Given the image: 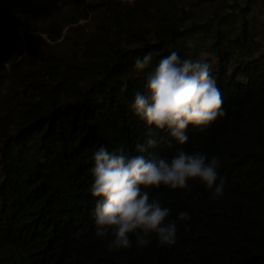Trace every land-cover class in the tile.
I'll return each mask as SVG.
<instances>
[{"label":"trees","instance_id":"1","mask_svg":"<svg viewBox=\"0 0 264 264\" xmlns=\"http://www.w3.org/2000/svg\"><path fill=\"white\" fill-rule=\"evenodd\" d=\"M64 1L82 5L83 17L104 6L109 34L89 38L97 47L77 70L48 54L56 83L23 81L12 96L0 94L6 101L0 105V264H264V0H215L203 18L184 10L167 14L159 0L121 8L114 6L118 0H0V54L8 57L11 45L19 49L16 57L24 49L35 53L42 33L63 35L64 25L78 18L53 19ZM137 4L153 28L135 26ZM171 51L212 65L226 115L204 131L189 125L184 145L152 126L160 144L143 155L170 160L183 149L218 157L223 195L213 199L198 180L189 181L190 191L153 188L150 199L177 221L175 245L160 246L153 234L147 246H136L132 236L131 247L109 250L112 237L94 233L93 155L101 146L141 154L136 146L149 129L130 106L145 91L148 72ZM148 53L151 65L137 71L135 61ZM182 211L191 218L179 221Z\"/></svg>","mask_w":264,"mask_h":264},{"label":"clouds","instance_id":"2","mask_svg":"<svg viewBox=\"0 0 264 264\" xmlns=\"http://www.w3.org/2000/svg\"><path fill=\"white\" fill-rule=\"evenodd\" d=\"M152 63V54L135 61V69L144 71ZM206 59H181L177 51L159 60L148 72L145 91L137 92L130 106L132 113L146 122L149 129L145 142L137 144L138 155L125 154L123 148L109 152L101 146L93 155L90 192L96 199L93 210L94 233L101 239L109 236V250L129 248L131 237L138 247L147 246L153 234L160 246H173L177 240L176 220H169L171 209L157 199H150L153 188L161 185L171 190H191L189 181L198 180L211 192L213 199L223 195L225 181L218 180L220 161L202 152L189 154L177 149L176 154L163 158L159 154L146 158L144 153L159 147L155 134L165 131L180 145L188 141L189 125L200 131L209 128L218 117L226 115L223 100ZM191 217L179 213V221ZM185 227H187L185 225Z\"/></svg>","mask_w":264,"mask_h":264},{"label":"rangeland","instance_id":"3","mask_svg":"<svg viewBox=\"0 0 264 264\" xmlns=\"http://www.w3.org/2000/svg\"><path fill=\"white\" fill-rule=\"evenodd\" d=\"M118 1L119 3L114 5L117 8H121L124 4L133 3V0ZM218 1L212 0L207 3H202L198 0H159V4H164L163 9L167 14H174V12L181 14V10H184L192 12L194 14L193 16L196 18H203L208 15ZM145 5L147 6L148 4L146 3ZM133 6L134 8H132V10L138 11L135 26H149L153 28L154 21L146 17L141 4ZM82 7V5L75 6V4L67 1L61 3L55 10L53 19L60 24H63L64 21L71 17H78L77 21L71 25H64L62 28L63 35L57 39H52L47 33H42L41 36L44 40L40 47H37L35 53L27 52L26 49H24L23 52L16 57L19 49H14V46L11 45L8 57L6 56L4 58L2 54H0V80L3 81V84H0V94L2 97L12 96V94L20 91L23 81L33 85L36 80H40L47 83V86L48 84L56 83L59 75H54L51 71H47L46 68L45 58L48 54L59 55L62 59L59 63H62L63 66L67 68L70 67L68 64L71 63V67L77 70L75 65L79 64L81 61L83 62L84 55L88 52L87 50L91 47H97L96 42L88 41L89 38L97 33L103 37H108L109 33H106L104 26L107 25L109 20L104 6L99 7L95 12L86 17L82 16ZM151 10H153V8H151ZM49 20L50 17H48L46 21L39 19V22L44 23L49 22ZM29 32L36 33L37 31L33 29L29 30ZM18 33L24 41V28L22 26L18 27ZM114 38H118V36L116 35ZM54 69L55 67L51 70ZM35 89H38V87H35ZM5 104L6 101L0 99V105Z\"/></svg>","mask_w":264,"mask_h":264}]
</instances>
